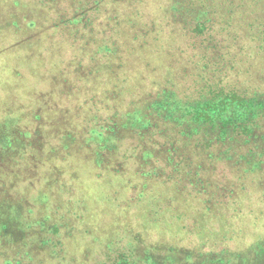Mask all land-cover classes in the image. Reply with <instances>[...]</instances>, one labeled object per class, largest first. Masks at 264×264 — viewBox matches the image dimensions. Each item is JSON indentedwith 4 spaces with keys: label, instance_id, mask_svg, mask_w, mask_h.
<instances>
[{
    "label": "rangeland",
    "instance_id": "rangeland-1",
    "mask_svg": "<svg viewBox=\"0 0 264 264\" xmlns=\"http://www.w3.org/2000/svg\"><path fill=\"white\" fill-rule=\"evenodd\" d=\"M235 2L230 81L264 89L248 28L264 1ZM184 26L169 0H0V264H141L170 247L203 263L264 241V175L168 139L166 124H128L163 89L201 81L207 42Z\"/></svg>",
    "mask_w": 264,
    "mask_h": 264
},
{
    "label": "trees",
    "instance_id": "trees-1",
    "mask_svg": "<svg viewBox=\"0 0 264 264\" xmlns=\"http://www.w3.org/2000/svg\"><path fill=\"white\" fill-rule=\"evenodd\" d=\"M169 1L184 28L192 31L194 43L196 40L207 42L206 58L203 56L201 62L207 61L208 65L201 68V81L192 94H183L178 89H163L156 98L145 101L140 109L128 114V124L132 128H158L159 131L166 124L164 134L168 128L172 130L168 139L179 133L185 144L193 141V150L212 151L215 158L226 160L227 166L238 173L246 171L264 175V89L260 86L238 88L229 77L234 68L224 62L231 55H222L224 37L233 36V40L243 38L241 34H229L228 31L238 19L243 22L240 26L245 27V8L238 6L235 0ZM240 1L249 3V0ZM253 2L257 7V0ZM248 28L264 46V23L254 22ZM218 55L222 56V63L213 61ZM210 65L214 69L206 72ZM9 222L12 223L11 220ZM163 251L165 255L158 262H154L155 254L160 252L156 248L144 250L138 259L141 264H166L172 261L171 258H176L177 264H264V241L245 254L226 249L220 258H214L211 257L212 252H207L208 261L203 263L197 262L199 252L195 250L170 247ZM120 259V264H135L132 257L128 259L124 254Z\"/></svg>",
    "mask_w": 264,
    "mask_h": 264
}]
</instances>
